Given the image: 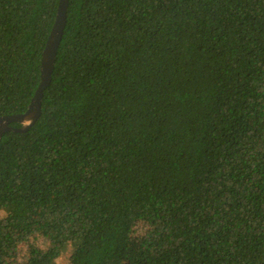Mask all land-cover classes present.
Listing matches in <instances>:
<instances>
[{
	"label": "trees",
	"instance_id": "obj_1",
	"mask_svg": "<svg viewBox=\"0 0 264 264\" xmlns=\"http://www.w3.org/2000/svg\"><path fill=\"white\" fill-rule=\"evenodd\" d=\"M58 2L0 0V117L30 105ZM21 248L264 264V0H69L41 117L0 141V264Z\"/></svg>",
	"mask_w": 264,
	"mask_h": 264
},
{
	"label": "water",
	"instance_id": "obj_2",
	"mask_svg": "<svg viewBox=\"0 0 264 264\" xmlns=\"http://www.w3.org/2000/svg\"><path fill=\"white\" fill-rule=\"evenodd\" d=\"M69 0H59L54 24L47 38L40 62V83L32 101L23 114L0 117V141L7 133L24 134L35 126L41 117V101L52 79L57 51L67 21ZM12 125H18V128Z\"/></svg>",
	"mask_w": 264,
	"mask_h": 264
},
{
	"label": "rangeland",
	"instance_id": "obj_3",
	"mask_svg": "<svg viewBox=\"0 0 264 264\" xmlns=\"http://www.w3.org/2000/svg\"><path fill=\"white\" fill-rule=\"evenodd\" d=\"M118 185H119V188H120L121 192L126 197H129V196H131L133 194V192H134V184H133V182H132V180L130 178L123 177V178L119 179L118 180ZM154 229H156L155 224L153 222L147 221V222H145L143 224H140L134 230L133 236L135 238H137V239H141L145 235H147V234L151 233L152 231H154ZM30 242L33 245L38 246V247L39 246L45 247V245H46V243H44V241L41 238H33V239H31ZM67 256H68V251H67V253H63V256L61 257V260L58 262V264H67V262H66ZM18 259H19L18 261L13 262L12 264H26V253H25L23 248H21V250H20ZM122 264H133V263L125 261Z\"/></svg>",
	"mask_w": 264,
	"mask_h": 264
}]
</instances>
